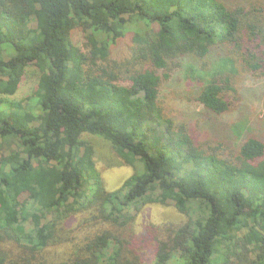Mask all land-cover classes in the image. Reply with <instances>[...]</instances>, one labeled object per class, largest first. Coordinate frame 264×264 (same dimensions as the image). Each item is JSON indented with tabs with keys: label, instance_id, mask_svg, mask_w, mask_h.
I'll use <instances>...</instances> for the list:
<instances>
[{
	"label": "trees",
	"instance_id": "trees-1",
	"mask_svg": "<svg viewBox=\"0 0 264 264\" xmlns=\"http://www.w3.org/2000/svg\"><path fill=\"white\" fill-rule=\"evenodd\" d=\"M250 2L0 0V264H145V250L152 264H264V140L240 139L243 122L236 144L200 140L159 101L180 66L215 116L239 67L264 76V0ZM103 150L133 169L114 189ZM154 203L179 215L139 233Z\"/></svg>",
	"mask_w": 264,
	"mask_h": 264
},
{
	"label": "rangeland",
	"instance_id": "rangeland-1",
	"mask_svg": "<svg viewBox=\"0 0 264 264\" xmlns=\"http://www.w3.org/2000/svg\"><path fill=\"white\" fill-rule=\"evenodd\" d=\"M239 4L249 5L250 0H230ZM132 31L117 40L111 46L113 57H125L128 46L131 44ZM74 41L78 45H83L85 37L81 30H75ZM32 69V68H30ZM232 78V88L234 90L226 93V99L230 103L228 112L215 116L204 110L202 106L194 100L196 95V82L186 79V71L180 66L169 72V76L164 78L159 87V101L165 105V112L170 116L186 123L191 128L194 136L200 140H219L231 143H238L239 138L232 130V125L243 122L245 134L260 137L264 140V76L253 70L247 69L244 65L238 68ZM27 77L11 98L19 99L27 95L35 85V76L32 70L27 72ZM114 163L116 157L108 150L102 151V156L97 160V167L102 171L104 179L109 189L118 187L123 180L132 173L133 169L129 165L109 166L108 162ZM179 213L171 205L146 204L136 216V228L140 233L148 222L160 223L164 219L177 217ZM145 264L153 263L152 252H143Z\"/></svg>",
	"mask_w": 264,
	"mask_h": 264
}]
</instances>
